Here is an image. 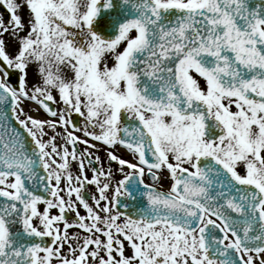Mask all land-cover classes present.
<instances>
[{"label":"snow or ice","instance_id":"snow-or-ice-1","mask_svg":"<svg viewBox=\"0 0 264 264\" xmlns=\"http://www.w3.org/2000/svg\"><path fill=\"white\" fill-rule=\"evenodd\" d=\"M0 7V264H264V0Z\"/></svg>","mask_w":264,"mask_h":264},{"label":"flooded vegetation","instance_id":"flooded-vegetation-1","mask_svg":"<svg viewBox=\"0 0 264 264\" xmlns=\"http://www.w3.org/2000/svg\"><path fill=\"white\" fill-rule=\"evenodd\" d=\"M0 13H3V14L5 15V18H7V13L4 12V8H3V7H0ZM29 107H31V106H29ZM33 114L35 115L36 113L33 112ZM41 115H42V113H41ZM76 119H79V118L77 117ZM80 147L83 148V145H81ZM98 154L101 156V158H102L103 161H104L105 166L107 167V166H108V161H107V158H106V155H105L104 150L101 149V151H100ZM120 154H121L122 156H124L125 158H129V159H131V157L129 156V154H128L125 150H123V149L120 150ZM113 167H115V165H113ZM42 174H43V173H41V175H42ZM119 178H120V176H119V174L117 173V174H116V179L118 180ZM148 179H149V182H150V178H148ZM168 184H169V181L166 179V180L164 181V183H163V187L166 189V188L168 187ZM121 203H122V205H123L124 203H128V204H129V208H128L127 210H128L131 214H134V213H135L136 207H134V206L132 205V203H131L127 198H122ZM71 231H76V229H72Z\"/></svg>","mask_w":264,"mask_h":264},{"label":"rangeland","instance_id":"rangeland-1","mask_svg":"<svg viewBox=\"0 0 264 264\" xmlns=\"http://www.w3.org/2000/svg\"><path fill=\"white\" fill-rule=\"evenodd\" d=\"M25 18H27V9L24 10Z\"/></svg>","mask_w":264,"mask_h":264}]
</instances>
